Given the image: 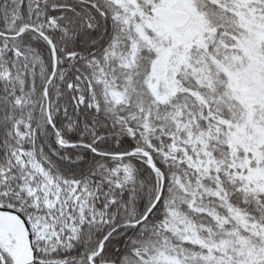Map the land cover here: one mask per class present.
I'll return each instance as SVG.
<instances>
[{
	"label": "snow or ice",
	"instance_id": "snow-or-ice-1",
	"mask_svg": "<svg viewBox=\"0 0 264 264\" xmlns=\"http://www.w3.org/2000/svg\"><path fill=\"white\" fill-rule=\"evenodd\" d=\"M0 264H264V0H0Z\"/></svg>",
	"mask_w": 264,
	"mask_h": 264
}]
</instances>
